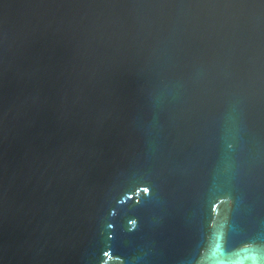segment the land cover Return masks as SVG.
<instances>
[{
	"label": "water",
	"instance_id": "95a60500",
	"mask_svg": "<svg viewBox=\"0 0 264 264\" xmlns=\"http://www.w3.org/2000/svg\"><path fill=\"white\" fill-rule=\"evenodd\" d=\"M0 264H264V0H0Z\"/></svg>",
	"mask_w": 264,
	"mask_h": 264
}]
</instances>
